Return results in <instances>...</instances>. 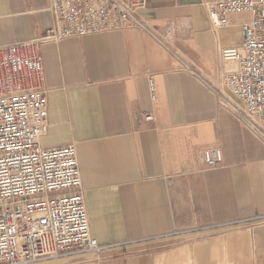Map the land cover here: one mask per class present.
<instances>
[{"label": "crops", "instance_id": "1", "mask_svg": "<svg viewBox=\"0 0 264 264\" xmlns=\"http://www.w3.org/2000/svg\"><path fill=\"white\" fill-rule=\"evenodd\" d=\"M215 1L147 0L145 29L39 46L41 144L76 148L90 232L107 246L82 264H264V223L210 230L264 215V140L240 118L220 57L240 46L249 16L213 29ZM50 4L0 0V46L43 36ZM211 147L216 169L196 160Z\"/></svg>", "mask_w": 264, "mask_h": 264}, {"label": "built area", "instance_id": "2", "mask_svg": "<svg viewBox=\"0 0 264 264\" xmlns=\"http://www.w3.org/2000/svg\"><path fill=\"white\" fill-rule=\"evenodd\" d=\"M53 25L30 42L0 46V264L75 260L107 246L91 235L76 148L44 147L47 91L39 46L145 29L137 13L147 0H50ZM213 29L230 15H247L239 47L223 49L228 65L224 85L240 104L246 126L264 140V0H216L206 6ZM149 92L155 88L149 80ZM147 120L151 117L147 116ZM197 163L216 169L219 148L200 150ZM264 223V215L212 226L229 228Z\"/></svg>", "mask_w": 264, "mask_h": 264}, {"label": "rangeland", "instance_id": "3", "mask_svg": "<svg viewBox=\"0 0 264 264\" xmlns=\"http://www.w3.org/2000/svg\"><path fill=\"white\" fill-rule=\"evenodd\" d=\"M206 235L207 236H201V237H203L202 239H207L210 237L209 233H207ZM217 245L221 246V243L218 241H215V243H213V245H210V246L213 247V246H217ZM86 258L90 259V258H92V256H87ZM82 261L83 260H79V261H75V260H67V261L60 260V261H58L57 260V261L37 262V263H33V264H82L84 262V261L83 262ZM216 261H222V256H218Z\"/></svg>", "mask_w": 264, "mask_h": 264}, {"label": "bare ground", "instance_id": "4", "mask_svg": "<svg viewBox=\"0 0 264 264\" xmlns=\"http://www.w3.org/2000/svg\"><path fill=\"white\" fill-rule=\"evenodd\" d=\"M231 96V95H230ZM233 98V96H231Z\"/></svg>", "mask_w": 264, "mask_h": 264}]
</instances>
